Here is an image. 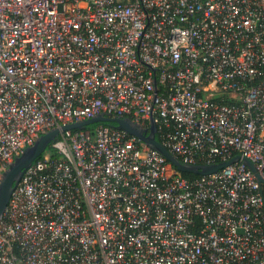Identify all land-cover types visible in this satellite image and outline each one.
Here are the masks:
<instances>
[{
	"label": "built area",
	"instance_id": "built-area-1",
	"mask_svg": "<svg viewBox=\"0 0 264 264\" xmlns=\"http://www.w3.org/2000/svg\"><path fill=\"white\" fill-rule=\"evenodd\" d=\"M129 117L180 161L264 178V0H0V177L36 137ZM0 218V264H264L263 186L71 129Z\"/></svg>",
	"mask_w": 264,
	"mask_h": 264
},
{
	"label": "water",
	"instance_id": "water-1",
	"mask_svg": "<svg viewBox=\"0 0 264 264\" xmlns=\"http://www.w3.org/2000/svg\"><path fill=\"white\" fill-rule=\"evenodd\" d=\"M97 122L114 123L119 129L128 134L138 137L146 145L159 151L166 160L180 173H191L195 175L212 173L231 162L242 159L253 171L258 183L264 185V178L256 171L253 162L240 154L233 155L230 159L212 164L195 163L188 164L180 161L171 153L156 137V124L153 117H150L149 128H143L129 117L117 115H106L98 113L92 117L63 123L54 126L47 131L39 134L31 145L26 146L19 155H16L8 166L2 171L0 177V218L7 207L11 193L23 175L25 169L29 167L43 152H45L52 141H54L62 132L71 129H84L86 126Z\"/></svg>",
	"mask_w": 264,
	"mask_h": 264
},
{
	"label": "trees",
	"instance_id": "trees-1",
	"mask_svg": "<svg viewBox=\"0 0 264 264\" xmlns=\"http://www.w3.org/2000/svg\"><path fill=\"white\" fill-rule=\"evenodd\" d=\"M99 124H103V125H108V126L115 127V126H114V123H109V122H97V123H92V124L86 126V128H87V129H93L94 127H96V126L99 125ZM156 137L159 139L158 134H156ZM47 150H48V152H51L52 154H54V153H53V149H52V147H51V143H50V145L48 146ZM42 155H43V153H42L39 157H41ZM39 157H38V158H39ZM181 174H182L183 177L188 178V179H193V178H195V177L198 176V175L191 174V173H181ZM263 195H264V186H263Z\"/></svg>",
	"mask_w": 264,
	"mask_h": 264
}]
</instances>
